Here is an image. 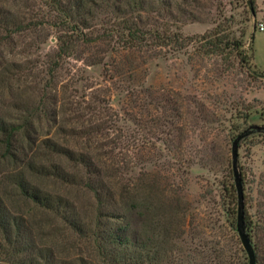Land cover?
<instances>
[{
    "label": "rangeland",
    "instance_id": "374dc122",
    "mask_svg": "<svg viewBox=\"0 0 264 264\" xmlns=\"http://www.w3.org/2000/svg\"><path fill=\"white\" fill-rule=\"evenodd\" d=\"M49 1L0 0V120L15 126L9 151L0 133V197L28 223L27 248L52 252L50 264H79L94 251L71 216L97 229L121 224L106 215L114 212L145 233L160 219L158 230L174 241L160 264H212L208 256L248 264L236 231L234 148L243 230L255 264H264V0L254 13L248 0H180L201 20L175 22L171 29L189 38L177 50L125 49L102 32L105 13L88 20L95 27L72 31ZM65 34L79 38L58 55ZM28 162L48 166L30 170ZM19 172L59 195L60 210L26 199ZM7 250L0 264H17Z\"/></svg>",
    "mask_w": 264,
    "mask_h": 264
},
{
    "label": "trees",
    "instance_id": "16d2710c",
    "mask_svg": "<svg viewBox=\"0 0 264 264\" xmlns=\"http://www.w3.org/2000/svg\"><path fill=\"white\" fill-rule=\"evenodd\" d=\"M181 1L189 6L200 7L198 0ZM248 2L250 11L254 13L255 0H248ZM47 5L52 11H56L61 15L58 18L61 17V20L67 23L66 27H69V23H72L70 25L72 31L89 30L91 27H95V24L93 26L88 20L97 17L99 13H105L107 17L105 23H109V26H102V32L105 29L118 38L120 37L122 46L127 50L142 49L145 45H153L157 49L166 47L167 50H177L187 45L189 38L171 29L172 27L178 28L175 22H181L184 19L201 20L193 9H187L181 4L180 0H66V2L65 0H50ZM73 10L78 14V16L76 15L78 20L71 14ZM175 11H179L183 15V19H180ZM98 29L100 28L98 27ZM80 33L82 36H87L86 31ZM102 35L108 34L102 33ZM64 37L66 39H63L62 44L59 43L58 55L68 53L67 50L72 48V41L79 38L67 34ZM59 39L61 38L59 37ZM88 41H91V39L86 40V42ZM14 129L13 123L5 124L0 120V133L7 140L5 151L10 150L11 146L8 142H10ZM3 141L5 140L1 139V142ZM45 144L46 146L49 145L48 140L45 141ZM52 147L53 151H61L59 150L60 147ZM7 154L9 153L7 152ZM28 166L30 170L37 168L44 170L48 165L44 162L38 164L28 162ZM15 178L20 193L31 203L50 210H60L64 200L59 195L55 196L45 190L29 185L22 172L15 174ZM100 195L102 194L97 193L96 198ZM100 215H103L102 211L97 210L95 217H100ZM106 215L111 218H122V223L104 222L105 224H99L96 227L97 229H93L89 228V220L81 224L74 218L76 216L70 215L71 223L75 226L77 234L84 237L94 251V257L90 254L80 256L79 264H98L100 260V263L106 262V264H160L162 261L160 260L161 251L164 249V245L174 243V241H171V236L164 232L165 229L162 233L158 230L160 219L157 216L153 217L154 220H150L149 232L145 233L144 230L140 231L132 228L127 214L120 213L116 216L114 212H107ZM73 218L74 220H72ZM27 226L28 223L25 222L24 218L7 211L5 203L0 197V250L6 252L7 248H10L14 255L16 254L17 264H40L39 259L43 261V264L54 263L55 255L52 252L49 255L44 254L45 248H35V246L30 249L27 248L28 245L24 242V233ZM170 250V248L165 247L163 253L167 256L172 253ZM170 254L165 259L170 260ZM174 256L172 254L171 259ZM215 257L208 256V263L213 264Z\"/></svg>",
    "mask_w": 264,
    "mask_h": 264
},
{
    "label": "water",
    "instance_id": "95a60500",
    "mask_svg": "<svg viewBox=\"0 0 264 264\" xmlns=\"http://www.w3.org/2000/svg\"><path fill=\"white\" fill-rule=\"evenodd\" d=\"M236 155L237 153L235 149L232 148V168H233V174L235 178L236 192H237V198H238L236 231L239 235L243 248L246 251V254L248 256V264H255V258L251 251L249 239L243 230V197L241 194V189H240V185H239V181H238V177L236 173Z\"/></svg>",
    "mask_w": 264,
    "mask_h": 264
},
{
    "label": "crops",
    "instance_id": "0c3cea01",
    "mask_svg": "<svg viewBox=\"0 0 264 264\" xmlns=\"http://www.w3.org/2000/svg\"><path fill=\"white\" fill-rule=\"evenodd\" d=\"M259 33H262V32H259ZM257 38H258V37H257V35H256V36L254 37V41H255ZM259 39L264 40V36L260 37ZM255 58H256V55H255ZM255 60L257 61V59H255ZM257 66H258V68H260L261 70L264 71V61H263V63H262V62L258 63Z\"/></svg>",
    "mask_w": 264,
    "mask_h": 264
},
{
    "label": "built area",
    "instance_id": "2783aa9c",
    "mask_svg": "<svg viewBox=\"0 0 264 264\" xmlns=\"http://www.w3.org/2000/svg\"><path fill=\"white\" fill-rule=\"evenodd\" d=\"M258 29H259L260 31L264 30V26H263L262 23H259V24H258Z\"/></svg>",
    "mask_w": 264,
    "mask_h": 264
}]
</instances>
